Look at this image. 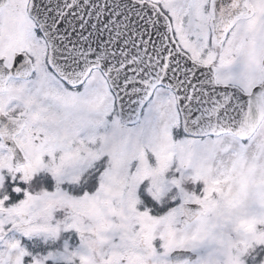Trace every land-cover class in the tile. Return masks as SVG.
<instances>
[{"label": "snow or ice", "instance_id": "1", "mask_svg": "<svg viewBox=\"0 0 264 264\" xmlns=\"http://www.w3.org/2000/svg\"><path fill=\"white\" fill-rule=\"evenodd\" d=\"M0 264H264V0H0Z\"/></svg>", "mask_w": 264, "mask_h": 264}]
</instances>
